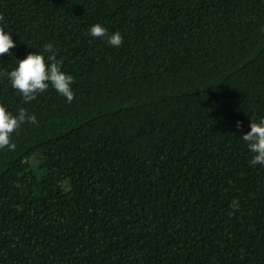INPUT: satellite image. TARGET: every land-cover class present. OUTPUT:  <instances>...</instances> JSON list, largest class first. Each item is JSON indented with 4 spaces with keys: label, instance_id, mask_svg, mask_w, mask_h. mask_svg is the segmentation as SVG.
<instances>
[{
    "label": "trees",
    "instance_id": "16d2710c",
    "mask_svg": "<svg viewBox=\"0 0 264 264\" xmlns=\"http://www.w3.org/2000/svg\"><path fill=\"white\" fill-rule=\"evenodd\" d=\"M0 27V103L36 116L0 149V264H264V0H0ZM47 42L70 103L3 75Z\"/></svg>",
    "mask_w": 264,
    "mask_h": 264
},
{
    "label": "clouds",
    "instance_id": "9594fccd",
    "mask_svg": "<svg viewBox=\"0 0 264 264\" xmlns=\"http://www.w3.org/2000/svg\"><path fill=\"white\" fill-rule=\"evenodd\" d=\"M88 34L92 37L106 39L111 46L119 47L123 41L120 31H109L102 23L89 25ZM11 32L5 27H0V54L9 53L15 47ZM43 51H29L22 58L14 59V66L3 75L7 76L11 87L16 90L23 100L31 102L38 93L49 86L63 96L66 102L73 99V76L61 68L62 61L57 59L56 50L52 42L43 44ZM47 53V58L45 57ZM25 121L36 123L35 114L28 113L25 108H19L15 113L0 103V149L15 148L11 142L14 131ZM236 128H242L239 120L235 122ZM240 138L245 142L247 149L252 154L250 165H264V116L249 118L247 131ZM235 206V202H233Z\"/></svg>",
    "mask_w": 264,
    "mask_h": 264
}]
</instances>
